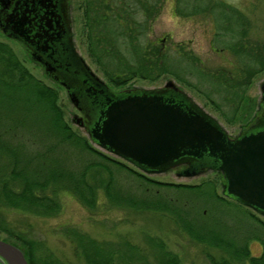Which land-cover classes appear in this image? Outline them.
<instances>
[{"label":"trees","instance_id":"obj_1","mask_svg":"<svg viewBox=\"0 0 264 264\" xmlns=\"http://www.w3.org/2000/svg\"><path fill=\"white\" fill-rule=\"evenodd\" d=\"M180 2L189 6L179 15L205 13L213 21L212 42L215 51L226 55L223 65L209 67L182 45L165 48L162 41L152 40L158 0H85L88 53L116 87L171 76L196 89L232 121L254 78L264 73V38H253L250 19L225 1ZM220 94L233 103L231 113L215 98ZM59 101V91L33 75L10 45L0 42V233L25 252L29 264L65 263L51 254L38 256L45 244L12 227L4 210L54 217L61 212L63 191L91 212L109 204L136 215H168L192 239L227 254L221 263L212 258V264H264V250L258 257L249 249L250 240L264 247V221L257 215L236 210L252 227L248 222L241 228L220 227L208 202L225 208L234 202L218 195L215 182L189 185L149 178L95 148L69 124ZM212 219L215 224L209 223ZM64 235L80 264H181L159 237L146 235L136 244L128 239L100 241L77 228L65 229Z\"/></svg>","mask_w":264,"mask_h":264},{"label":"water","instance_id":"obj_2","mask_svg":"<svg viewBox=\"0 0 264 264\" xmlns=\"http://www.w3.org/2000/svg\"><path fill=\"white\" fill-rule=\"evenodd\" d=\"M68 5L69 0H0V27L67 89L91 142L143 174L183 168L179 173L191 177L215 170L227 197L264 217V101L259 116L232 138L172 82L156 90L115 92L75 53ZM61 34L65 58L53 51ZM0 260L29 264L20 247L1 238Z\"/></svg>","mask_w":264,"mask_h":264},{"label":"rangeland","instance_id":"obj_3","mask_svg":"<svg viewBox=\"0 0 264 264\" xmlns=\"http://www.w3.org/2000/svg\"><path fill=\"white\" fill-rule=\"evenodd\" d=\"M180 1L186 0H158L156 11L160 13L152 24L150 38L157 42L162 41V45L165 48L171 47L178 49L184 46L183 48L185 50L193 52L194 55L200 57L209 67L223 65L226 61V55L219 54L215 51L217 46H214L212 42L215 34L213 21L209 19L205 13L190 15L189 17L179 15L180 11H185V8L189 6V4H183ZM222 1L236 7L239 11L244 13L248 19H250V33L253 38H264V0ZM84 12L85 0H71V16L76 48L86 59L93 72H95L113 90H156L163 88L168 83L172 82L184 90V92L206 113L216 119L226 133L232 138L240 136L243 133V129L252 124L253 120L256 118L257 112L260 108V101L262 99L264 73H261L254 78L245 95V101L241 104L236 118L232 121H229L224 117L216 105L200 94L196 89L183 85L171 76H164L154 82L135 79L128 85L121 87L114 86L104 77L88 53V38L85 27ZM0 42L9 44L18 58L33 75L59 91V104L65 112L66 120L74 129L80 131L83 135L89 138L86 130L76 123L75 119L81 117V114L71 101L65 88L49 78L44 69L30 58L25 49L16 41L7 38L1 30ZM215 98L218 102L222 103L226 113H231L233 111V108H231L233 103L229 101L230 98H227L225 94H220ZM227 99L229 100L227 101ZM93 145L102 153L124 162L128 166L139 171L127 161L101 149L97 144L93 143ZM181 169L182 168L175 169L162 174L144 175L160 182L173 184L199 185L204 182L212 181L216 183V192L218 195L236 203V201L224 194L223 186L219 179L220 175L217 171L208 169L196 176L187 177L179 173ZM177 193L178 192L176 191L172 192L174 196H176L175 194ZM59 199L62 209L61 212L54 217H37L30 213H24L18 210H4L12 227L26 232L31 237L45 244L44 250L40 252L41 254L37 253L38 256L51 254L65 264H80L77 258H75L73 245L64 235L65 229L77 228L100 241H121L123 239H128L133 243L141 244L146 235L159 237L164 240L170 251L178 255L181 264H212V258H215L221 263L223 258H228L227 254L221 249L199 243L192 239L186 232L179 228L174 220L168 215L152 212L136 215V213H133L132 211L112 208L109 204L103 205L96 212H91L82 206L71 193L66 191L60 193ZM197 203H202V201L198 199ZM234 203H230V205H227L225 208V205L223 206L215 201H209V207H206H208L209 212L211 209L213 210L212 214H215L214 219L220 220L221 225L219 224V226H224L226 229H228V227L232 228V226L235 228H241L247 224L248 221L246 222L242 217H239L240 214H237L235 212L236 210L248 211L257 215L264 221V217L256 213L254 210L243 205V207L240 208ZM208 209L204 208L203 211H208ZM214 219L211 221L209 220V223L215 224ZM247 227H252L250 222H248ZM227 234L228 232L226 230L224 235L229 238ZM0 237L2 239H7V235L5 234L0 233ZM249 249L252 255L259 257L262 255L264 247L260 241L250 240Z\"/></svg>","mask_w":264,"mask_h":264},{"label":"flooded vegetation","instance_id":"obj_4","mask_svg":"<svg viewBox=\"0 0 264 264\" xmlns=\"http://www.w3.org/2000/svg\"><path fill=\"white\" fill-rule=\"evenodd\" d=\"M69 17H70V23H71V30H70V38H71V43H72V47H73V49H74V51H75V53L78 55V57H81L87 64H88V62L86 61V59L80 54V52L77 50V48H76V45H75V41H74V32H73V21H72V16H71V0H69ZM34 29L35 30H37V28L36 27H34ZM0 30L3 32V34L6 36V34H5V32L1 29V27H0ZM7 38H9V39H12V40H14V41H16L18 44H20L24 49H25V51L28 53V55L30 56V58L32 59V60H34L37 64H39L43 69H44V71L46 72V70H45V68L43 67V65L40 63V62H37L34 58H32V56H31V54H30V52H28L27 50H26V48L20 43V42H18L16 39H14V38H11V37H9V36H6ZM66 38L63 36V34H61V36H60V38H59V40L56 42V43H53V51H55V57H58V58H65V57H67V50H66V48H65V46H66ZM66 50V51H65ZM51 51H49V53H50ZM48 53V54H49ZM47 54V55H48ZM47 55H44L46 58H48L47 57ZM41 57V56H40ZM46 74H47V72H46ZM48 75V74H47ZM49 76V75H48ZM49 78H51L50 76H49ZM51 79H53V78H51ZM54 81H55V79H53ZM56 82V81H55ZM57 83V82H56ZM58 84V83H57ZM58 85H60V84H58ZM264 85V84H263ZM60 86H62V85H60ZM63 88H65L64 86H62ZM111 88V87H110ZM65 90L67 91V89L65 88ZM123 90H126V89H122V90H119V91H123ZM115 91V90H114ZM119 91H115V92H119ZM67 93H68V95H69V92L67 91ZM70 97V96H69ZM264 101V93H263V86H262V99H261V101H260V108H259V111L257 112V115H256V118L259 116V114H260V112H261V104H262V102ZM77 108V107H76ZM81 114V113H80ZM255 118V119H256ZM81 119H82V114H81V117H79V118H76L75 120H76V123H80V121H81ZM254 119V120H255ZM253 120V121H254Z\"/></svg>","mask_w":264,"mask_h":264}]
</instances>
